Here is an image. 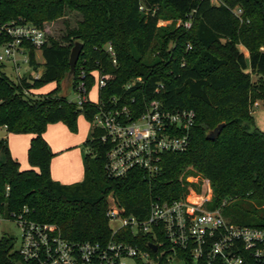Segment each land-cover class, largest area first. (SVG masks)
Listing matches in <instances>:
<instances>
[{
	"label": "trees",
	"instance_id": "1",
	"mask_svg": "<svg viewBox=\"0 0 264 264\" xmlns=\"http://www.w3.org/2000/svg\"><path fill=\"white\" fill-rule=\"evenodd\" d=\"M141 3L147 13L139 10ZM235 6L242 9L241 19L231 10ZM66 10L77 11L81 18L75 27H66L63 44L47 35L39 50L41 62L28 46L30 66L34 71L41 68L38 78L12 80L0 63V126L31 134L30 168L23 170L10 155L6 139L0 138V209L5 215L25 207L28 218L54 224L66 238L103 242L110 234L109 194L125 214L144 217L152 199L179 198L188 185L186 176L199 174L212 188L208 209L219 208L235 224L264 227V131L252 114L256 101L264 103V0H223L218 5L200 0H0V23L13 20L44 27ZM159 19L189 20L190 26H158ZM6 40L0 33V44ZM75 41L83 47L72 89L81 73L86 94L96 74H107L106 85L97 91L99 100L116 96L118 105H128L134 114L150 100L165 109L195 112L188 147L165 153L157 175L147 177L139 168L122 177L107 175L108 144L98 139L102 132L95 128L84 142L83 179L62 184L51 178L54 153L43 137L46 126L62 122L75 131L78 113L90 122L96 111L94 102L79 107L60 93ZM108 43L116 63L105 49ZM137 77L140 81L125 88ZM49 82L55 83L52 90L31 92ZM219 123L224 126L218 136L206 138ZM18 261L13 237L3 235L0 264H34Z\"/></svg>",
	"mask_w": 264,
	"mask_h": 264
},
{
	"label": "built area",
	"instance_id": "2",
	"mask_svg": "<svg viewBox=\"0 0 264 264\" xmlns=\"http://www.w3.org/2000/svg\"><path fill=\"white\" fill-rule=\"evenodd\" d=\"M200 1L214 5L223 2ZM139 10L148 12L142 3ZM231 10L241 19L242 9L239 6ZM162 23L163 20L159 19L157 25ZM178 24L188 28L190 21L179 19ZM0 33L7 37L0 44V63L9 62L16 79H20L28 69H32L28 48H34L36 53L40 50L46 42V29L29 22L12 20L0 23ZM105 49L112 62L116 63L111 44H106ZM24 64L25 69L22 68ZM27 74L38 78L40 71ZM108 78L107 74L95 75L97 91L106 85ZM137 81H140V77L125 85V88ZM74 90L79 107L90 100L83 73ZM92 102L96 104V111L90 128L100 129L102 133L98 139L108 144L104 169L111 177H122L131 169L139 168L151 178L160 173L165 153L181 152L188 147L189 130L195 118L192 109L169 110L163 108L158 100H150L142 111L134 114L128 105L119 106L116 96L99 100L97 95ZM186 181L188 185L183 195L171 201L152 199L144 217L125 214L117 204L107 203L110 234L103 242L66 238L54 224L28 218L25 207L10 216L0 209V224L13 222L19 228V245L13 250L19 261L34 264L264 263V227L235 224L225 218L219 208L208 209L206 204L212 197L208 178L198 175L193 181ZM3 235L6 234L0 237ZM14 243L13 238V247ZM149 243L154 244L156 250H152Z\"/></svg>",
	"mask_w": 264,
	"mask_h": 264
},
{
	"label": "rangeland",
	"instance_id": "3",
	"mask_svg": "<svg viewBox=\"0 0 264 264\" xmlns=\"http://www.w3.org/2000/svg\"><path fill=\"white\" fill-rule=\"evenodd\" d=\"M81 18L80 14L75 10H66L64 15L60 18H57L53 21L44 22V28L46 29L48 38H52L59 43L63 44L62 37L65 34L66 27L73 28L76 26L77 21ZM179 23V19H164L162 26L173 24L175 27ZM239 50H242L246 54V50L238 46ZM37 60L42 61V56L39 51L36 53ZM25 67V64L23 65V69ZM3 70L6 72V74L12 79H16V74L14 70L12 69V66L9 62H5ZM41 68H38V71H40ZM23 71V70H22ZM35 71L33 69H28L27 73H34ZM26 73V75H28ZM252 79L255 80L257 78V75H251ZM55 87V83L49 82L45 83L41 87H39L37 93L34 94H42L46 93L50 90H52ZM60 93L64 94L66 98L70 101L76 102L78 99L77 93L74 89H72L70 84H65L63 80L60 82ZM88 98L92 101L96 100L97 98V85L94 83L90 89L88 90ZM257 104V105H256ZM253 116L257 122V124L260 127H264V103L261 101H256L253 107ZM59 126H53L48 127L46 126L45 131H47V134L49 133L50 136L58 137L59 130H57V127H64L67 133H70L72 137H75L77 140L82 139V147L84 149V152L87 151V148L84 145V142L89 138L90 136V127L89 122L87 118L83 115L82 112L78 113L76 117V130L70 131L65 124L62 122L57 123ZM48 127V128H47ZM5 130L1 128L0 126V138H5L8 145L9 153L14 154L15 156L23 157L26 156L27 151V144H28V136L25 133H8L5 134ZM1 157V153H0ZM199 174L196 175H187L186 180L193 181L195 177H197ZM202 176V175H201ZM107 203L109 205H112V203H116L115 199L111 196V194L107 197ZM115 223H112V225ZM2 234L10 235L15 239L14 247L17 248L19 245V238H20V230L18 227L15 226L13 222L10 223H1L0 224V236Z\"/></svg>",
	"mask_w": 264,
	"mask_h": 264
},
{
	"label": "crops",
	"instance_id": "4",
	"mask_svg": "<svg viewBox=\"0 0 264 264\" xmlns=\"http://www.w3.org/2000/svg\"><path fill=\"white\" fill-rule=\"evenodd\" d=\"M245 55H247V52ZM261 78L264 81V75H261ZM38 89L39 88L31 89V92L37 93ZM254 122L255 125L261 131H264V127H260L257 124L255 118H254ZM57 123L59 122L50 123L48 124V127L59 126ZM89 127H90V122H89ZM1 128L5 130L4 127ZM56 129L59 130L58 137L50 136L49 133L47 134V131H44L43 133L44 139L46 140L52 152L54 153L49 164L50 176L53 180L58 181L62 184H71V183L79 182L83 179V174H84L83 156L85 152L82 147V143H83L82 139L77 140L75 137H72L70 133L66 132L64 127H57ZM5 132H6L5 134L11 133V132H7L6 130ZM25 134H27L28 136V144H27V149H28L31 134L29 133H25ZM10 155L12 156L13 159H15L19 163L20 169L23 170L30 168L27 160V151L25 158L24 156L17 157L12 153H10ZM1 159H2V155L0 157V160Z\"/></svg>",
	"mask_w": 264,
	"mask_h": 264
},
{
	"label": "water",
	"instance_id": "5",
	"mask_svg": "<svg viewBox=\"0 0 264 264\" xmlns=\"http://www.w3.org/2000/svg\"><path fill=\"white\" fill-rule=\"evenodd\" d=\"M83 44L80 41H75L73 46L70 49V53H69V58H68V65H69V70L66 73L63 82L65 84H70V81L74 75L75 72V66L77 63V60L79 58V55L81 53ZM224 123H219L218 125H216L211 131H209L206 135V138L208 139H213L216 136H218V134L220 133V130L223 128ZM148 246L152 249V250H156V247L154 244L149 243Z\"/></svg>",
	"mask_w": 264,
	"mask_h": 264
}]
</instances>
